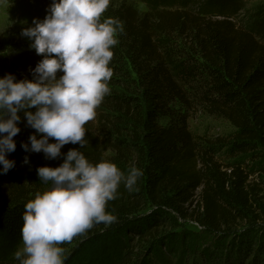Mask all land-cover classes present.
<instances>
[{"label": "trees", "instance_id": "1", "mask_svg": "<svg viewBox=\"0 0 264 264\" xmlns=\"http://www.w3.org/2000/svg\"><path fill=\"white\" fill-rule=\"evenodd\" d=\"M141 1L146 14L130 5L104 14L123 24L113 48L110 93L85 124V147L69 143L61 152L76 148L92 163L107 159L125 174L135 166L143 176L132 191L121 183L108 202L115 222L61 245L65 264H264V180L251 182L243 167L248 160L264 177V34L219 13L209 6L212 0L198 11L187 6L193 0ZM260 21L264 25V13ZM42 59L22 38L0 34V77L34 79ZM197 112L224 119L236 131L197 138L189 125ZM20 116L17 146L7 156L15 161L11 170L27 157L30 173L12 174L0 187V264H19L25 204L49 186L37 169L58 167L66 158L25 151L22 144L30 148L36 130L24 112ZM222 157L231 164L222 166ZM195 203L198 215L182 214L180 206ZM171 211L196 216L201 231L161 234ZM243 223L249 226L235 230ZM201 237L215 244L202 248ZM133 238L148 240L136 256Z\"/></svg>", "mask_w": 264, "mask_h": 264}, {"label": "clouds", "instance_id": "2", "mask_svg": "<svg viewBox=\"0 0 264 264\" xmlns=\"http://www.w3.org/2000/svg\"><path fill=\"white\" fill-rule=\"evenodd\" d=\"M111 0H53L48 15L36 18L21 35L43 57L32 70L34 79L9 73L0 77V165L6 174L15 166L7 154L14 152V137L21 131L20 113L36 130L25 151L43 152L48 159L65 155L58 167L37 169L40 181L49 185L25 204L21 236L23 246L15 253L19 264H65V242L97 224L110 225L116 217L107 204L117 198L121 183L134 190L143 176L132 166L127 174L113 162H90L69 143L86 145L85 124L110 93L113 48L119 43L123 24L103 18ZM58 72L63 73L58 77ZM32 109H35L33 111ZM54 139V143H50ZM24 163H29L25 157Z\"/></svg>", "mask_w": 264, "mask_h": 264}, {"label": "rangeland", "instance_id": "3", "mask_svg": "<svg viewBox=\"0 0 264 264\" xmlns=\"http://www.w3.org/2000/svg\"><path fill=\"white\" fill-rule=\"evenodd\" d=\"M52 3L53 0H0V34H3L6 39L11 37L22 38L23 41L28 44L29 48L36 53V51L30 47L31 41L27 37L22 36L21 32L23 28L32 26L34 19L39 18L40 20H43L48 15V9ZM205 3L206 0H193L190 4L187 3V6L189 9H195L198 11ZM124 5H130L142 15L146 14L149 10L146 3L141 0H111L109 7L104 14L111 9L120 8ZM209 6L216 9L219 13H225L226 16L230 17L234 21H237L238 24L243 26H253L258 32L264 34V25L260 21L264 13V0H212ZM172 9L176 10V7L173 6L170 10ZM104 14L102 19L105 18ZM39 56L42 57L41 55ZM62 74L63 73L58 72L57 75L59 77ZM189 125L191 132L197 138L228 137L236 131L228 121L209 117L203 112H197V114L192 115ZM220 161L222 166L231 164V161L223 159V157ZM243 167L245 169V174L250 177L251 182H261L264 180V177L258 173L256 166L252 167V164L248 163V160ZM248 167L250 169H247ZM29 168L30 165L21 164L13 170L10 169L6 174H4L2 172V168L0 167V187L9 182L12 174L18 175L20 178L28 175L30 173ZM253 174L255 175L252 176ZM180 208H182V214L184 215H198V213H194V211L197 210L196 203L194 206L193 204L183 205L180 206ZM257 211L260 213V209H255L253 213ZM201 214L203 215L202 212ZM250 217L253 218V220L255 219L252 215ZM248 226L249 224L245 223L238 224L235 227L236 229H234L237 231L243 230ZM181 229L188 230L190 232L201 231V228L197 223L196 216L184 219L181 218L179 213L176 211H171L170 221L160 230V233L170 234L173 232H180ZM254 237H256V235ZM234 241L235 240L232 238L227 240V243L232 244ZM132 242L135 247L133 253L136 256L138 252L143 250L148 240L140 242L136 238H133ZM198 244L202 248H209L213 246L215 242L211 238L201 237L198 239ZM257 244L258 241H256L255 245ZM220 245L221 248L219 252L223 254L226 249L222 246V244Z\"/></svg>", "mask_w": 264, "mask_h": 264}]
</instances>
